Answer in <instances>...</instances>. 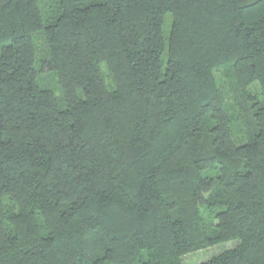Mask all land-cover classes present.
Returning <instances> with one entry per match:
<instances>
[{
    "label": "trees",
    "instance_id": "1",
    "mask_svg": "<svg viewBox=\"0 0 264 264\" xmlns=\"http://www.w3.org/2000/svg\"><path fill=\"white\" fill-rule=\"evenodd\" d=\"M41 2L0 0V264H264V0Z\"/></svg>",
    "mask_w": 264,
    "mask_h": 264
},
{
    "label": "rangeland",
    "instance_id": "2",
    "mask_svg": "<svg viewBox=\"0 0 264 264\" xmlns=\"http://www.w3.org/2000/svg\"><path fill=\"white\" fill-rule=\"evenodd\" d=\"M42 7L45 8L49 2L46 0H41ZM46 5V6H45ZM165 30L169 32V22H166ZM41 58V55H40ZM40 83L43 87L54 90L57 95H61V87L59 85L58 79L56 75L48 70L44 69L43 72L40 73ZM237 130L238 126L236 125V121H233ZM239 131V130H238ZM202 213L206 217V219H211L214 217V213L207 207H202ZM239 245L238 240H233L225 243H221L218 245H214L211 247L203 248L200 250H196L186 254L182 258L183 264H202L203 262L209 261L212 258L224 253L227 250H231L236 248Z\"/></svg>",
    "mask_w": 264,
    "mask_h": 264
}]
</instances>
